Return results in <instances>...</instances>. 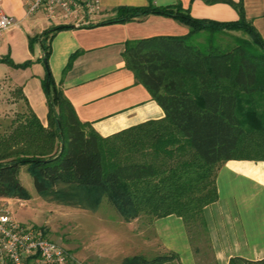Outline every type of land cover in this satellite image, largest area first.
Here are the masks:
<instances>
[{
	"label": "trees",
	"instance_id": "obj_1",
	"mask_svg": "<svg viewBox=\"0 0 264 264\" xmlns=\"http://www.w3.org/2000/svg\"><path fill=\"white\" fill-rule=\"evenodd\" d=\"M238 19H198L180 4L119 6L115 17L88 27L122 23L150 14L171 17L189 27L183 36L157 35L126 41L125 67L161 107L164 117L103 137L82 122L56 84L48 66L49 40L69 25L53 26L29 38L43 50L41 88L47 104L46 127L29 108L23 124L0 135V198L28 200L19 179L22 166L37 193L57 184L106 198L125 222L141 215L174 214L183 219L195 255V236L210 250L205 206L217 200V167L228 160L264 161V38L247 20L243 0L233 2ZM242 31L248 38L231 36ZM205 34H202V33ZM205 35V40L198 37ZM79 51L70 55L63 74ZM0 63L15 68L1 56ZM174 253L125 257L121 264H176ZM229 264H264L231 258Z\"/></svg>",
	"mask_w": 264,
	"mask_h": 264
},
{
	"label": "crops",
	"instance_id": "obj_2",
	"mask_svg": "<svg viewBox=\"0 0 264 264\" xmlns=\"http://www.w3.org/2000/svg\"><path fill=\"white\" fill-rule=\"evenodd\" d=\"M151 1L156 6L180 4L198 19L220 22L238 19L235 8L224 1ZM242 3L247 20L264 38V0H243ZM148 4L149 0H101V8L95 14L79 13L66 21L54 22L47 20L43 12L28 15L23 0H0V14L15 20L3 31L2 37L4 33L18 31V39L10 49L11 59L16 64L30 61L29 66L21 68L0 63V79L19 89L25 104L46 125L48 110L41 88L45 74L43 50L40 46L36 58L32 56L29 38L53 26L69 25L70 28L56 31L49 40L48 66L80 121L90 123L99 135L106 137L145 121L163 118L161 107L142 84L135 82L133 73L125 67L124 44L157 35L183 36L189 27L171 17L156 14L88 27L115 17L119 6L142 7ZM38 16L49 24L39 25L35 22ZM77 51L79 54L63 74L70 55ZM215 184L217 200L203 209L214 263L229 264L231 258L264 259V161H225L217 167ZM1 199L6 201L8 198ZM102 199L96 204H101ZM96 211L89 210L91 213ZM122 223L130 233L136 231L135 238L130 234L123 242L125 245L111 257L94 244L93 249H89L93 264H108V258L111 261L116 258L115 264H121L126 256L138 252L146 257L171 252L177 256L176 264H198L181 217L171 214L154 218L152 244L144 241L143 229L138 228L134 220Z\"/></svg>",
	"mask_w": 264,
	"mask_h": 264
},
{
	"label": "rangeland",
	"instance_id": "obj_3",
	"mask_svg": "<svg viewBox=\"0 0 264 264\" xmlns=\"http://www.w3.org/2000/svg\"><path fill=\"white\" fill-rule=\"evenodd\" d=\"M35 22L39 25L49 24L42 16H38ZM230 34L218 35L217 39L228 41L231 40L232 35L248 38V35L242 31H234ZM17 39V29L9 34H3L0 40V57L8 55L11 59L10 49ZM197 40L203 42L205 35H201ZM29 48L32 56L36 58L40 48L38 39H35ZM28 115L29 107L25 104L21 91L12 87L7 80L0 79V135L13 132L17 125L25 122ZM19 179L28 191L29 199H7L3 202L4 206L9 209L18 223L29 228H40L47 238L68 252L70 261L67 264H93L89 249L94 247V244L111 257L121 249L122 245H125L123 242L130 237V234L135 238L136 231L130 233L126 229V225L122 223L124 220L105 197L101 200V204H96L98 195L94 192L63 184H57L46 193H37L26 166L20 168ZM95 209H97L96 213L89 212ZM152 220L153 218L148 215L134 219L136 222L134 224L143 229L144 241L149 244L153 242ZM137 233L139 234V231ZM194 246L198 249V264H215L204 237L195 236ZM135 255L142 253L138 252ZM107 261L108 264L117 262L116 258L112 261L108 258Z\"/></svg>",
	"mask_w": 264,
	"mask_h": 264
},
{
	"label": "built area",
	"instance_id": "obj_4",
	"mask_svg": "<svg viewBox=\"0 0 264 264\" xmlns=\"http://www.w3.org/2000/svg\"><path fill=\"white\" fill-rule=\"evenodd\" d=\"M28 15L43 12L49 21H66L79 13L95 14L101 0H23ZM14 18L0 14V39ZM0 198V264H67L70 256L59 244L47 238L40 228L18 223Z\"/></svg>",
	"mask_w": 264,
	"mask_h": 264
}]
</instances>
